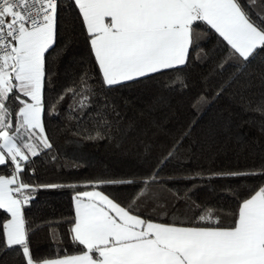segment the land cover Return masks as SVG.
<instances>
[{
	"label": "snow or ice",
	"instance_id": "1",
	"mask_svg": "<svg viewBox=\"0 0 264 264\" xmlns=\"http://www.w3.org/2000/svg\"><path fill=\"white\" fill-rule=\"evenodd\" d=\"M73 12L80 20L98 79L84 71L78 86L67 87L48 100L45 89L56 75L49 57L59 58L66 51L57 47L61 15ZM201 25L217 39L216 47L207 52L202 46L207 32L199 31ZM209 59L213 67L205 82L211 76L220 78L211 100L204 92L193 98L194 115L187 128L177 130L179 137L147 178H109L82 186L34 182L33 158L53 148L45 116H59L65 99H69L67 119L77 121L76 134L91 120L95 134L85 129L86 140L106 135L111 139L113 123L106 110L115 112V106L108 101V92L174 72L161 82V91L147 106L151 115L157 108L169 107L173 94L188 90L186 68ZM254 63L259 67L256 73L250 71ZM254 76L264 87V0H0V255L12 252L21 264H264V165L183 174L185 180L202 182L247 183L251 177H260L262 182L243 198L237 197L227 218L190 195L196 184L179 197L184 207L168 219L164 218L167 212L153 219L135 209L136 199L148 194L150 184L164 182L160 169L191 136L203 116L201 105L220 99L234 84L239 85L243 100ZM96 99L104 102L97 105ZM253 111L264 117V94ZM151 123L159 127L155 120ZM223 125H230V120ZM259 130L264 134V125ZM136 183L143 186L131 203L100 190ZM64 187L75 190L73 215L62 221L68 225V243L75 252L63 248L45 258L32 249L31 236L42 225L26 216V208L38 190ZM58 227L50 236L57 244L62 241Z\"/></svg>",
	"mask_w": 264,
	"mask_h": 264
},
{
	"label": "trees",
	"instance_id": "2",
	"mask_svg": "<svg viewBox=\"0 0 264 264\" xmlns=\"http://www.w3.org/2000/svg\"><path fill=\"white\" fill-rule=\"evenodd\" d=\"M199 31L207 32L202 40L204 50L207 52L214 49L217 44L216 35L205 25H201ZM57 47H66V51L59 58L56 55L49 57L56 75L52 85L45 89L48 100L54 99L67 87L74 84L78 86L79 77L84 71L98 79L89 48L81 35L80 20L74 12L61 15ZM192 56L195 57V52ZM212 67L210 59L204 62L194 61L185 69L188 90L182 95L173 94L169 107L157 108L151 115L146 111L147 106L161 91V82L174 76V72L108 92V101L115 106V112L120 114L117 117L112 109L106 110L107 119L113 123L111 139L106 135L104 139L86 140L85 129L95 134V126L91 120L86 121L81 126L80 133L76 134L77 121L67 119L65 109L69 99H65L59 105V116H45L46 131L53 148L50 152L33 158L31 167L35 168L34 182H75L82 186L88 181L109 178H129L137 181L147 178L179 137L177 130L187 128L194 115L191 107L193 98L204 92L211 100L212 93L220 82L217 76H211L205 82L204 77L209 76ZM250 71L258 72V64L254 63ZM253 81V87L243 92V100L240 98L239 85L234 84L220 99L201 105L203 116L193 128L191 136L183 141L177 154L160 169L164 182L150 184L148 194L136 199L135 209L139 213L157 219L167 212L168 215L164 218H170L176 209L184 207L179 197L191 185L196 184L195 192L190 195L197 202L219 210L227 218L228 212L237 203V197L243 198L250 189L262 182L260 177H251L247 183L226 179L202 182L183 178V174L189 171L203 170L208 174L221 170L259 168L264 165V134L259 130L264 125V117L253 111L264 94V87L260 86L257 77L254 76ZM94 102L99 105L104 101L96 99ZM153 120L159 127L152 125ZM225 120H230V125H223ZM130 124L132 127H129ZM104 131L101 129L102 134ZM142 186L140 183L125 184L100 190L113 192L121 200L131 203V198ZM229 187L235 191H227ZM74 191L68 187L40 189L35 194L34 201L26 208V216L34 224L42 225L31 236L32 249L36 254L48 258L63 248L70 253L75 252L68 243V225L62 223L73 215ZM161 204L164 205L163 208L160 207ZM56 225H59L56 232L62 235L59 244L50 239ZM0 264H21V261L18 255L3 252L0 255Z\"/></svg>",
	"mask_w": 264,
	"mask_h": 264
}]
</instances>
